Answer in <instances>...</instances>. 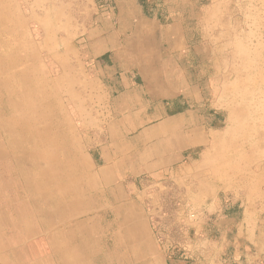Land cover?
<instances>
[{"label": "rangeland", "instance_id": "374dc122", "mask_svg": "<svg viewBox=\"0 0 264 264\" xmlns=\"http://www.w3.org/2000/svg\"><path fill=\"white\" fill-rule=\"evenodd\" d=\"M146 2L151 16L140 0H0V104L5 109L0 115V128L5 131L0 141V157L10 151L14 133H18L21 141L24 134L48 140L49 134L42 130L46 127L44 120L65 116L66 127L63 122L49 125L55 129L61 127L53 130L56 148L36 151L37 155L29 162L45 168L41 174L44 179L64 178L65 183L72 182L75 172L64 169L67 157L61 151L65 141L72 142L69 149L74 151L76 141L67 137L66 130H77L83 148L90 152H94V145L106 142V122L80 125L76 119L90 121L96 116L110 115L105 107L108 95L97 94L104 85L112 84L109 73L116 70L127 74L140 94H144L142 85H137L138 78L141 79L147 95L152 83L159 80L168 89L176 82L180 87L195 82L208 105L218 102L224 105L229 126L228 143L236 146L237 151L230 157L235 155L238 167H249V171L244 169L239 176L238 192L230 197L222 192L219 199L224 204L238 203L254 212L256 209L258 250L251 249L253 264H264V0ZM102 12L107 14L108 30L99 19ZM159 12L166 17L163 25L157 17ZM98 26L105 31V36L118 32L124 49L108 53L106 57H92L88 38ZM17 108L26 119L12 115ZM30 151L33 154L35 146L32 145ZM248 153H255L256 158L238 162ZM7 162L16 171L19 166L18 173L24 178L28 173L31 178L33 172L36 176L40 174L35 169L28 172L26 164H21L20 168L17 161ZM79 164L85 165L83 159ZM1 170L3 179L7 174L2 165ZM4 182L10 181H2L6 190ZM180 183L163 179L140 187L139 190L146 193L150 216L161 221L155 224L156 233L166 250L161 256H150L148 261L139 264L200 262L203 250L215 240V218L206 216L205 206L198 207L184 197L182 187L185 186ZM66 191L71 196L69 186ZM183 201H188L198 212L196 217L191 219L186 215ZM97 214L103 217L97 220ZM74 216L75 213L71 217ZM114 218L112 213H89L67 223L70 227L81 220L95 219L94 223H80L77 227L89 232L93 226H98L104 245L100 250L90 249L83 238L75 241V247H63L56 238L51 241V253L41 258L35 256L32 264H79V259L83 264H111L121 256L111 247L113 240L107 236L113 229H107L106 225H113ZM67 236L76 239L74 232ZM67 244H70L69 238ZM107 244L112 250L104 248ZM68 254L72 261V255L78 259L72 263ZM132 254L139 259L144 255ZM233 258L232 253L224 255L228 262H233Z\"/></svg>", "mask_w": 264, "mask_h": 264}, {"label": "crops", "instance_id": "0c3cea01", "mask_svg": "<svg viewBox=\"0 0 264 264\" xmlns=\"http://www.w3.org/2000/svg\"><path fill=\"white\" fill-rule=\"evenodd\" d=\"M105 13L102 12L98 18L108 30L110 25ZM104 33L99 26L92 30L93 35L88 38L92 57L99 58L124 49L125 44L120 41L118 32H110L107 36ZM107 76H112V84L104 85L102 93L98 90L97 94L108 95L105 107L110 115L96 116L90 121L88 118L76 119L80 125L106 122V142L94 145V152H90L83 148L77 130H66L67 137L76 141L74 151L69 149L72 145L70 141L64 142L61 151L67 157L64 169L75 172L71 176V184L65 183L64 178L43 179L41 174L45 168L29 162V158L37 155L36 151L56 148L52 138L55 127L49 125L63 122L66 127L65 116L44 120L46 127L42 130L49 134L48 140L24 134L21 141L18 133L11 137L10 151L5 154L18 158L20 165L25 161L28 172L35 169L40 174L36 176L33 172L32 179L28 173L24 178L22 173H18L19 166L18 171L10 166L6 172L7 175L12 174L13 180L5 183L8 191L3 189L0 181V264H32L35 256L41 258L51 253V241L56 238L63 247H75V241L83 238L90 249L100 250L99 247L104 245L99 238V227L95 225L89 232L77 227L80 223H94L95 219L81 220L70 227L67 223L78 217L82 219L89 213L101 212L112 213L115 217L113 225H106L107 229H113L107 236L110 235L113 240L111 247H115L121 256L111 264H139L148 261L150 256H161L166 248L158 240L155 225L161 221L150 216L146 209V193L139 189L148 182L163 179L180 181L185 186L182 187L184 197L198 207L205 206L206 216L215 218V240L208 244L207 250H203V260L191 264H253L254 252L251 249L258 250L256 209L254 212L238 203L224 204L219 199L222 192L226 196L238 192L240 174L244 169L249 171V167L237 166L236 146L228 143L229 126L224 105L219 102L208 105L195 82L191 85L187 82L186 86L180 87L178 82L171 80L175 86L168 89L159 80L152 83L148 93L152 97L150 101L140 94L127 74L115 70ZM114 78L117 80L114 81ZM163 99L169 101V108L181 107L182 111L168 114ZM1 111L4 107L0 104V115ZM12 115L26 119L20 108ZM4 136L5 131L0 128V141ZM32 145L35 146L33 154L30 151ZM230 154L235 155L231 158ZM255 155L248 153L238 162L242 163L244 158L253 161ZM19 157L25 159L20 160ZM80 159L85 165L79 164ZM68 186L71 196L67 195ZM230 206L232 210L226 212ZM76 211L78 214L71 217ZM155 213L158 215V212ZM96 216L97 220L103 217L100 214ZM73 232L75 240L67 236ZM68 238L70 244H67ZM244 246L246 252L242 249ZM111 247L107 244L104 248L112 250ZM133 252L144 255L139 259ZM227 252L234 255L233 262L224 259ZM69 255L72 263L75 258L78 259L71 254L72 261ZM82 261L79 259L78 263L83 264Z\"/></svg>", "mask_w": 264, "mask_h": 264}, {"label": "trees", "instance_id": "16d2710c", "mask_svg": "<svg viewBox=\"0 0 264 264\" xmlns=\"http://www.w3.org/2000/svg\"><path fill=\"white\" fill-rule=\"evenodd\" d=\"M140 2H141V4L144 6V8H145V10H146V13L148 14V16H151L152 15V13L149 11V9H148V6H147V2H146V0H140ZM158 20H159V22H160V24H165L166 23V17H165V15L163 14V13H161V12H159L158 13ZM107 55H105L104 57H106ZM137 85L138 86H141L142 85V89H143V92H144V98H146V96H147V100H152V97L150 96V95H147L145 92L146 91H144V89H145V87H143L144 86V84H143V81L141 80V79H139L138 78V80H137ZM163 102H164V104L166 105V107H168V114H170V115H172V114H176V113H179V112H181L182 111V108L181 107H172V108H169V101H167V100H165V99H163ZM231 209V207L229 208H227L226 209V212H228L229 210ZM232 210V209H231Z\"/></svg>", "mask_w": 264, "mask_h": 264}, {"label": "bare ground", "instance_id": "6f19581e", "mask_svg": "<svg viewBox=\"0 0 264 264\" xmlns=\"http://www.w3.org/2000/svg\"><path fill=\"white\" fill-rule=\"evenodd\" d=\"M2 63V62H1ZM10 66V65H9ZM3 68V67H2ZM7 71V70H6ZM0 73H1V71H0ZM4 82V81H3ZM10 85V84H9ZM10 95V94H9ZM9 95H8V97H9ZM6 107V106H5ZM13 108V107H12ZM5 110V109H4ZM9 110V109H8ZM9 114V113H8ZM4 124V123H3ZM25 142V141H24ZM24 155V154H23ZM28 158V157H27ZM19 159L20 160H24L25 159V157L24 158H22V157H19ZM30 159V158H29ZM7 160H11V161H13V162H16L17 160H18V158H16L15 156H13V157H11L10 155H7V154H5V155H2L1 157H0V174L1 173H3V171L1 170V165L5 168V172L7 171V169H9L10 168V166H9V164H8V162H7ZM22 164V163H21ZM23 164L25 165L26 164V162L25 161H23ZM20 165V164H19ZM17 167V166H16ZM4 170V169H3ZM4 172V173H5ZM8 172H6V174H7ZM1 177H2V175H1ZM0 177V181L2 180V181H10L11 182V179H12V174L10 173V174H8L7 176H5L3 179ZM44 179V178H43ZM4 183H6V182H4ZM0 184H1V182H0ZM74 207V206H73ZM70 212V211H69ZM77 214V211L76 212H73V214ZM72 214V215H73ZM71 215V214H70ZM71 215V216H72ZM67 217V216H66ZM68 217H69V215H68ZM53 238V237H52ZM15 242V241H14ZM11 244V243H10Z\"/></svg>", "mask_w": 264, "mask_h": 264}, {"label": "built area", "instance_id": "2783aa9c", "mask_svg": "<svg viewBox=\"0 0 264 264\" xmlns=\"http://www.w3.org/2000/svg\"><path fill=\"white\" fill-rule=\"evenodd\" d=\"M181 204L182 206H184V212L189 218L193 219L194 217L197 216L198 212L193 210L191 204L188 201H183Z\"/></svg>", "mask_w": 264, "mask_h": 264}]
</instances>
